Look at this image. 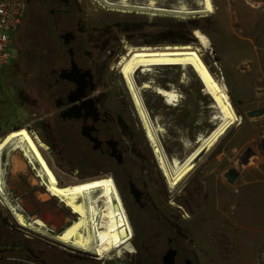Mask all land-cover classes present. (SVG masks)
I'll list each match as a JSON object with an SVG mask.
<instances>
[{
	"label": "rangeland",
	"instance_id": "374dc122",
	"mask_svg": "<svg viewBox=\"0 0 264 264\" xmlns=\"http://www.w3.org/2000/svg\"><path fill=\"white\" fill-rule=\"evenodd\" d=\"M79 15L85 18L87 28L98 32L114 26L113 41L104 50L103 59V92L107 96L106 105L116 117H121L124 122L122 136L128 147L127 157L132 163L139 166L142 180L146 183V191L153 204L161 212L168 216L177 214L176 205L182 206L189 217L184 220V228L188 233L194 234L197 230L205 234L209 241L213 239L210 234L208 215L200 214L201 209L208 204H213L212 198L215 191L224 193L229 189L226 181V172L234 170L237 174L245 168L260 167L264 173V114L257 117H248L247 112L240 108V104L234 99L224 80L223 68L219 62L218 42L223 36V24L221 22L225 13L217 10L214 5V14L203 18L182 19L176 16L161 14H148L141 12H128L122 14L104 8L97 0H77ZM116 1V0H113ZM130 3H147L150 0H127ZM161 7H175L186 5L188 8L196 7V0H153ZM27 15L14 41V45L22 53L30 56V66L39 71L42 67L41 56H56L58 42L55 40L50 23L38 15L37 0H30ZM224 23V21H223ZM194 25L190 33L185 34L182 29L187 25ZM111 26V27H110ZM190 28V27H189ZM198 31L207 36L210 47L202 51V59L217 80L220 79L226 88L231 104L240 118V124L231 128L222 137L213 149L204 152L196 160L197 168L193 174L183 183L179 189L171 190L167 194L156 170L154 161L146 145L143 133L133 114L128 96L117 75L114 67L120 61V57L127 54L130 48L163 47L189 45L198 47L195 32ZM169 37L176 40L188 39L190 43L177 44L166 43ZM192 37V39H191ZM15 47H10L8 52L16 55ZM125 53V54H124ZM17 62V61H16ZM22 74L25 68L21 67ZM0 140L10 132L20 129H30L32 138L38 136L39 141L46 148L42 140V133H46L44 125L33 124L49 109L50 101L43 96L41 89L32 87L28 89L26 82L31 80L27 74L24 76L7 74L0 71ZM138 84L150 82L151 86L167 90H174L180 96L176 106H169L164 99L156 95L153 88L142 91L145 106L155 123L164 128L160 134L165 152L170 158L183 160L197 146V138L209 133L216 124L217 110L212 107V101L203 90L202 85L191 69H183L179 66L155 67L147 74L140 71L136 73ZM3 83L6 88H16L23 92L21 96L17 92L8 94L1 88ZM11 90V89H8ZM26 92L29 93L26 96ZM29 109V115H21L20 110ZM242 117V118H241ZM29 126L27 128L26 126ZM35 140V139H34ZM4 151L1 167L2 178L5 183V191L9 202L18 207V210L29 220L38 218L46 223L50 232L59 233L67 227L75 217L70 210L65 208L56 198H51L45 191L43 181L37 177L39 168L34 167L19 151ZM246 162V163H245ZM62 175L85 180L92 176H104L105 173L86 162L84 165H55ZM241 169V170H240ZM234 183V182H233ZM249 189L247 188V192ZM241 188H232V200L239 199V206L246 210L247 206H254V198L246 197L240 193ZM264 243L261 245L263 247ZM259 248V250L261 249ZM258 250V251H259ZM258 253V252H257ZM24 257L30 256L42 264H101L91 259L81 260L76 255L52 246L40 239L32 238L18 230L11 222L10 215L0 206V256ZM257 255V254H256ZM114 255L111 256V258ZM117 257V256H115ZM109 259V258H108ZM128 257L113 258L106 264H127Z\"/></svg>",
	"mask_w": 264,
	"mask_h": 264
},
{
	"label": "flooded vegetation",
	"instance_id": "af4514ba",
	"mask_svg": "<svg viewBox=\"0 0 264 264\" xmlns=\"http://www.w3.org/2000/svg\"><path fill=\"white\" fill-rule=\"evenodd\" d=\"M37 3L38 15L50 23L59 44L56 56H41L43 65L37 71L29 67L30 56L18 50L17 62L2 70L13 75L28 74L31 77L26 82L28 89H41L50 101L49 109L41 117L32 114L35 118L32 123L39 125L40 122L46 128V133H42L46 148L41 146V149L47 165L58 173L55 165L81 166L86 162L101 165L104 161L112 165V171L105 175L116 183L132 231L128 240L131 251L123 250L129 258L127 264H162L163 256L170 250L174 252V264H184L187 260L199 264L196 232L190 234L184 228V220L189 216L182 206L176 205L178 215L168 216L153 204L139 166L127 157L128 147L122 136L124 122L106 105L102 54L113 41L114 26L98 32L87 28L85 18L78 13L77 0H37ZM1 88L8 94L15 91L23 95L19 89L6 88L3 83ZM20 111L23 116L30 113L29 109ZM28 132L32 133L30 129ZM89 136L100 142L96 150ZM38 141L37 136V145ZM117 156L121 162L117 161ZM162 183L167 194H171L164 180ZM131 185L136 198L131 194Z\"/></svg>",
	"mask_w": 264,
	"mask_h": 264
},
{
	"label": "bare ground",
	"instance_id": "6f19581e",
	"mask_svg": "<svg viewBox=\"0 0 264 264\" xmlns=\"http://www.w3.org/2000/svg\"><path fill=\"white\" fill-rule=\"evenodd\" d=\"M101 6L122 14L141 12L188 18H203L214 14L212 0H196L195 8L186 5L161 7L155 1L147 3H130L127 0H97ZM256 4V3H255ZM198 47L189 45L130 48L127 54L120 58L115 70L128 96L133 114L143 133L146 145L150 151L156 170L162 177L168 190L179 189L197 168L196 160L204 152L213 149L219 140L231 128L240 124L225 84L215 78L202 59V51L210 47L207 36L196 31ZM179 66L191 69L202 85L203 92L212 101V107L217 110L214 128L206 135L197 138V146L183 160L168 157L161 142L160 134L164 128L155 123L143 100L142 91L153 88L150 82L140 85L136 73L147 74L155 67ZM156 95L164 99L169 106H176L180 96L176 91L154 87ZM37 140V136L35 137ZM40 147H39V146ZM32 138L26 129L10 132L0 140V206L10 215L16 228L32 238L40 239L72 254L83 253L97 260L121 257L123 250L131 251L129 238L132 234L116 183L109 175L97 176L80 180L53 171L47 165L42 153L43 144ZM19 150L34 167L39 164L37 177L43 181L45 191L51 198H56L75 220L59 233H51L45 222L38 218L27 219L13 206L6 195L5 183L2 178V155L4 151Z\"/></svg>",
	"mask_w": 264,
	"mask_h": 264
},
{
	"label": "crops",
	"instance_id": "0c3cea01",
	"mask_svg": "<svg viewBox=\"0 0 264 264\" xmlns=\"http://www.w3.org/2000/svg\"><path fill=\"white\" fill-rule=\"evenodd\" d=\"M225 15L220 23L223 36L218 42L224 80L245 112L264 109V0H212ZM256 3V4H255ZM224 21V23H223ZM241 170V169H240ZM234 182V183H233ZM223 195L215 191L213 204L199 208L207 214L209 241L197 230L199 264H256L264 243V173L260 167L242 169ZM241 188L255 205L246 210L239 199L232 200V188ZM247 188L249 189L247 192Z\"/></svg>",
	"mask_w": 264,
	"mask_h": 264
},
{
	"label": "built area",
	"instance_id": "2783aa9c",
	"mask_svg": "<svg viewBox=\"0 0 264 264\" xmlns=\"http://www.w3.org/2000/svg\"><path fill=\"white\" fill-rule=\"evenodd\" d=\"M27 0H0V70L11 65L17 61L18 53L12 55L8 52L10 47H15L14 41L21 28L27 13ZM18 52V49L15 47ZM83 259H91L101 264H106L110 259L97 260L87 254H74ZM0 264H42L30 256L14 257V256H0ZM256 264H264V245L256 255Z\"/></svg>",
	"mask_w": 264,
	"mask_h": 264
},
{
	"label": "water",
	"instance_id": "95a60500",
	"mask_svg": "<svg viewBox=\"0 0 264 264\" xmlns=\"http://www.w3.org/2000/svg\"><path fill=\"white\" fill-rule=\"evenodd\" d=\"M60 77L62 78L63 75L61 74ZM261 114H264V109L247 112L248 117H257V116H260ZM83 134H84V131H83ZM90 140L92 142H95V146L93 147V149L96 150L98 148V146H100V142L97 141L96 139L91 138V137H90ZM116 159L118 162H121L120 157L117 156ZM236 178H237V173L234 170H229L226 172L227 183L231 184L233 181L236 180ZM87 179H91V178H87ZM87 179H85V180H87ZM132 188H133V185H131V194H133V196L136 198V193H135V191H133ZM167 193H168V191H167ZM162 264H174V252L173 251L170 250V251L166 252V254L162 258ZM184 264H191V263H190V261L187 260Z\"/></svg>",
	"mask_w": 264,
	"mask_h": 264
},
{
	"label": "trees",
	"instance_id": "16d2710c",
	"mask_svg": "<svg viewBox=\"0 0 264 264\" xmlns=\"http://www.w3.org/2000/svg\"><path fill=\"white\" fill-rule=\"evenodd\" d=\"M29 2L30 0H27V4L29 6ZM28 7H27V12H28ZM27 15V13H26ZM26 17V16H25ZM190 27V28H189ZM194 25H190L189 24L187 25V28L185 29H182L184 31L185 34H188L189 35V31L191 28H193ZM192 39V37H191ZM166 43H177V44H187V43H190V41L188 39H183V40H176L175 42L173 40H171V38L167 37L165 40H164ZM100 164H96L94 163V166L96 167L97 170H100V172L102 173H106V172H111L112 171V165L109 163V162H103L100 166Z\"/></svg>",
	"mask_w": 264,
	"mask_h": 264
}]
</instances>
